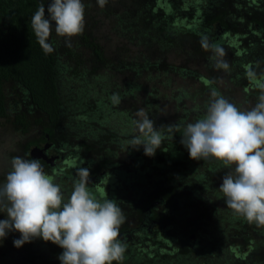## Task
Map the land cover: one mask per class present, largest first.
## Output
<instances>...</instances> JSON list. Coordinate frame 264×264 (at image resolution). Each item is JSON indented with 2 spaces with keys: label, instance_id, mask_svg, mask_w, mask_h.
Segmentation results:
<instances>
[{
  "label": "trees",
  "instance_id": "obj_1",
  "mask_svg": "<svg viewBox=\"0 0 264 264\" xmlns=\"http://www.w3.org/2000/svg\"><path fill=\"white\" fill-rule=\"evenodd\" d=\"M50 3L0 0V125L9 128L0 156L32 160V148L59 145L65 160L48 175L65 198L77 168H87L89 190L116 200L125 216L120 264H264V226L235 214L219 190L231 169L191 159L180 142L183 127L206 114L212 90L242 111L264 92V0H82L83 32L61 37L53 25L46 52L31 17ZM202 36L225 49L228 70L215 68ZM141 110L164 136L154 156L130 147ZM150 235L154 246L136 247ZM8 236L14 246L20 233ZM30 243L32 253L18 251L13 264H61V247Z\"/></svg>",
  "mask_w": 264,
  "mask_h": 264
},
{
  "label": "clouds",
  "instance_id": "obj_2",
  "mask_svg": "<svg viewBox=\"0 0 264 264\" xmlns=\"http://www.w3.org/2000/svg\"><path fill=\"white\" fill-rule=\"evenodd\" d=\"M100 6L106 0H98ZM47 11V16H46ZM55 26L58 36L71 38L83 32L85 5L82 0H51L47 9L41 4L31 17V27L39 45L52 51L48 42ZM201 47L211 51L217 69H229L225 49L201 37ZM254 77V72H249ZM206 114L187 123L181 132V144L193 160L214 158L231 170L219 187L226 206L249 223L264 226V92L250 110H240L216 90L210 93ZM114 103L119 102L113 95ZM135 121L139 136L130 147L143 146L144 154L154 156L164 136L141 110ZM181 131L169 125L168 132ZM234 166V167H233ZM73 190L65 198L61 186L45 173L37 159L13 157L11 171L0 184V241L9 232L20 233L13 244L19 248L36 238L63 249L61 264H120L126 245L118 239L125 222L122 209L114 199H100L89 190V170L78 167Z\"/></svg>",
  "mask_w": 264,
  "mask_h": 264
},
{
  "label": "rangeland",
  "instance_id": "obj_3",
  "mask_svg": "<svg viewBox=\"0 0 264 264\" xmlns=\"http://www.w3.org/2000/svg\"><path fill=\"white\" fill-rule=\"evenodd\" d=\"M14 88H11L10 91L13 92ZM12 97V95H11ZM10 97V98H11ZM24 108V107H23ZM5 129H9L8 128V124L7 123H4V126L1 127L0 125V134L2 135V132L5 130ZM7 132L5 131V133L2 135L6 140L9 139L8 136L6 135ZM24 140V139H23ZM9 142V141H8ZM25 142V141H24ZM7 141H3V144H6ZM19 155H22L21 153L18 154L16 152H13L11 155H9V159L5 160L0 156V174L4 173L5 175H7L8 172H10L11 170H9L8 168L5 170V167L7 165V163H9V168H11V160L13 157H19ZM190 179H183V185L188 183V181L190 180L191 181H194V179H192L190 176H189ZM2 179L0 178V184H2ZM199 188H201L202 186L198 185ZM1 215V213H0ZM4 218L2 216H0V220ZM152 233V232H150ZM145 235V234H144ZM10 237L11 236H6L2 241H0V264H13V259H14V255L17 254L18 251H23V249L25 248V251H26V254H27V257L32 253V245L31 243H25L23 246H21V249L20 250H17V248H15L12 244H11V241H10ZM144 238V242H138L137 246L136 247H139V248H151L152 246H154V241L152 240L153 238V235H150L148 238H146L145 236H142ZM191 238L193 239L194 236L191 235ZM24 251V253H25ZM42 253H40L41 255ZM164 254V253H162ZM29 261L30 260H33L34 257L33 255L31 256V259L27 258ZM30 263L32 264H36L35 261H30ZM16 264V263H15ZM20 264H24V263H20Z\"/></svg>",
  "mask_w": 264,
  "mask_h": 264
},
{
  "label": "flooded vegetation",
  "instance_id": "obj_4",
  "mask_svg": "<svg viewBox=\"0 0 264 264\" xmlns=\"http://www.w3.org/2000/svg\"><path fill=\"white\" fill-rule=\"evenodd\" d=\"M11 99H14V97L12 96ZM52 145L53 144L51 143H46V144L44 143L42 146H38L40 149H43L45 152L44 154L48 156V158L45 159L44 158L37 159L40 161L46 174L51 172L52 171L51 169L57 167L60 164V162L63 163V161L65 160V156L63 155L64 151L60 149V146L58 145L56 146L57 148L56 147L54 148Z\"/></svg>",
  "mask_w": 264,
  "mask_h": 264
},
{
  "label": "water",
  "instance_id": "obj_5",
  "mask_svg": "<svg viewBox=\"0 0 264 264\" xmlns=\"http://www.w3.org/2000/svg\"><path fill=\"white\" fill-rule=\"evenodd\" d=\"M44 153H45L44 150L40 149L39 147H34L31 150V156L32 158H35V159L48 158V156H46Z\"/></svg>",
  "mask_w": 264,
  "mask_h": 264
}]
</instances>
